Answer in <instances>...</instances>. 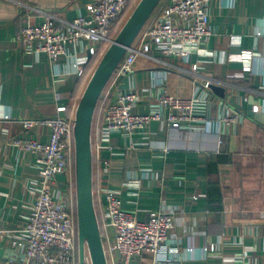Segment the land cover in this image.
<instances>
[{
  "label": "crops",
  "instance_id": "obj_1",
  "mask_svg": "<svg viewBox=\"0 0 264 264\" xmlns=\"http://www.w3.org/2000/svg\"><path fill=\"white\" fill-rule=\"evenodd\" d=\"M92 2L0 0V115L9 116L0 120L1 231L25 222L38 180L35 157L12 144L24 133L19 121L76 115L84 85L100 58L92 57L85 75L79 76L67 56L55 68L46 54L24 52L18 41L23 17L33 15L41 22L36 9L73 20L85 16ZM210 13L215 36L191 63L162 57L170 64L166 67L139 59L134 73L117 83L137 93L133 112L140 115L155 109L161 91L157 74L165 73L170 94L184 98L192 97L196 86L199 95L205 92L206 78L229 83L220 86L224 97L208 90L212 99L198 103L208 123L173 129L153 122L146 133H111L102 141L101 161L94 158V182L117 191L125 209L140 220L151 211H174V260L161 264H264V124L248 116L249 106L264 116V63L242 57L245 51L264 57V0H214ZM231 37L240 42L233 44ZM192 70L194 75L189 74ZM223 114L241 119L226 127L220 122ZM102 120L96 112L93 132ZM28 136L45 143L49 129L37 127ZM67 187L60 175L57 191ZM103 205L102 198L95 200L100 223L105 221ZM104 232L113 242L114 231ZM212 244L215 252L209 250ZM114 258L120 260L117 254ZM134 264L155 263L146 255Z\"/></svg>",
  "mask_w": 264,
  "mask_h": 264
},
{
  "label": "built area",
  "instance_id": "obj_2",
  "mask_svg": "<svg viewBox=\"0 0 264 264\" xmlns=\"http://www.w3.org/2000/svg\"><path fill=\"white\" fill-rule=\"evenodd\" d=\"M136 1L93 0L87 7V14L78 15L73 20L35 9L43 16L42 21L38 22L33 15L23 17L24 25L18 41L26 53L35 56L46 54L55 68L60 57L67 56L71 61L70 69L79 76L85 75L91 58L103 56L119 33L123 20L135 9ZM213 1L163 0L156 8L100 97L96 112L102 114L103 120L102 126L92 131L93 158L101 161L102 141L111 133H146L153 122L173 129H189L199 123H208L199 114L198 103L212 99L208 93L211 86L230 87L229 83L206 78L202 82L205 92L199 95V86H196L194 95L184 98L170 94L166 88L165 73L157 74L156 84L161 85L160 96L155 109L147 115L133 112L139 102L137 93L133 89L124 91L117 87V83L134 73L139 59L162 62L169 67L170 64L162 57L189 64L192 58L201 55L205 51L203 47L215 36L210 13ZM231 41L233 44L240 42L237 37H231ZM242 57L264 63V57L250 51L243 52ZM174 69L188 73L176 67ZM195 73L193 70L189 72L191 75ZM1 119L6 121L9 116L0 115ZM75 119L76 115H69L19 121L24 133L13 139L12 144L35 157L38 180L25 222L15 230H0V245L22 256L21 264H92L87 251L83 263L79 257ZM240 119L238 114H223L220 122L228 127ZM42 126L49 129L45 143L28 136ZM60 175L66 177L68 184L63 192L56 189ZM93 194L94 202L100 198L104 202L105 221H99V224L109 264H134L146 255L151 256L155 264L174 260L171 255L174 211H151L146 220H140L125 209L120 194L107 184L94 182ZM107 228L114 231L113 242L104 232ZM216 249L215 244L209 248L211 252ZM116 254L119 261L114 258ZM13 263L0 260V264Z\"/></svg>",
  "mask_w": 264,
  "mask_h": 264
},
{
  "label": "water",
  "instance_id": "obj_3",
  "mask_svg": "<svg viewBox=\"0 0 264 264\" xmlns=\"http://www.w3.org/2000/svg\"><path fill=\"white\" fill-rule=\"evenodd\" d=\"M162 0H139L116 38L103 54L80 98L75 119L76 150V203L80 262H84L86 251L92 264H109L105 252L100 224L94 202V158L92 149V128L100 97L122 62L128 50L144 29ZM211 90L224 97L225 90L217 85ZM235 107L238 105L231 100ZM248 116L264 124V116L248 107ZM0 260L22 262V256L12 249L0 245Z\"/></svg>",
  "mask_w": 264,
  "mask_h": 264
},
{
  "label": "rangeland",
  "instance_id": "obj_4",
  "mask_svg": "<svg viewBox=\"0 0 264 264\" xmlns=\"http://www.w3.org/2000/svg\"><path fill=\"white\" fill-rule=\"evenodd\" d=\"M138 2H139V0H137V1H136V4H135V6L137 5V3H138ZM128 18H129V16H127V17H126V18L123 20V22H122V23H121V25H120V26H121L120 28H122V27H123V25H124V24H125V22L128 20ZM120 30H121V29H120ZM105 52H106V51H105ZM105 52H104V53H105ZM101 58H102V57H101ZM91 75H92V74H90V76L88 77V79H87V81H86V84H88V82H89V79L91 78ZM84 86H87V85H84Z\"/></svg>",
  "mask_w": 264,
  "mask_h": 264
},
{
  "label": "trees",
  "instance_id": "obj_5",
  "mask_svg": "<svg viewBox=\"0 0 264 264\" xmlns=\"http://www.w3.org/2000/svg\"><path fill=\"white\" fill-rule=\"evenodd\" d=\"M162 2H163V0L160 2V4L158 5V7L162 4ZM157 7V8H158ZM151 19V18H150ZM149 22V21H148ZM100 60H101V57L98 59V61L100 62Z\"/></svg>",
  "mask_w": 264,
  "mask_h": 264
}]
</instances>
